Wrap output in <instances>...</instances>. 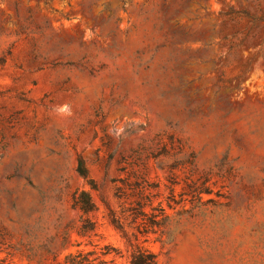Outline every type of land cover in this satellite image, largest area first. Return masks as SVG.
Masks as SVG:
<instances>
[{
  "label": "rangeland",
  "instance_id": "obj_1",
  "mask_svg": "<svg viewBox=\"0 0 264 264\" xmlns=\"http://www.w3.org/2000/svg\"><path fill=\"white\" fill-rule=\"evenodd\" d=\"M107 243L264 264V0H0V264Z\"/></svg>",
  "mask_w": 264,
  "mask_h": 264
},
{
  "label": "trees",
  "instance_id": "obj_2",
  "mask_svg": "<svg viewBox=\"0 0 264 264\" xmlns=\"http://www.w3.org/2000/svg\"><path fill=\"white\" fill-rule=\"evenodd\" d=\"M79 172L83 174L81 164L79 166ZM72 206L82 214H87L95 208L88 194L83 191L73 197ZM160 210L162 211L161 217L157 218L158 215L156 213H146L143 210L142 204L138 203L137 207L134 208V216L136 218L139 217L141 220L140 224H143L144 226L149 224L152 227L160 229L163 221L169 219V215L165 212L164 208H160ZM112 222L117 226L119 225L116 218H113ZM92 230L93 223L88 218H83L82 224L78 228L77 233L80 235H87ZM151 231L156 232L155 229H152ZM172 235V232H169L167 240H170ZM66 236L67 232H65L64 237ZM160 238H162V236ZM118 253L117 248L109 243L103 245L93 244V247L88 250L84 248H77L73 251L67 252L59 264H117L116 255H118ZM129 262L130 264H159L153 253L145 250L139 245L132 251Z\"/></svg>",
  "mask_w": 264,
  "mask_h": 264
}]
</instances>
